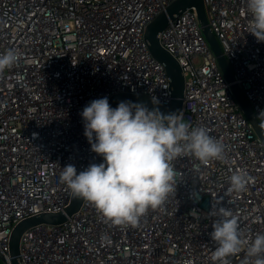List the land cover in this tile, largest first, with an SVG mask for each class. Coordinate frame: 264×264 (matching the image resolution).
<instances>
[{"label": "built area", "instance_id": "2783aa9c", "mask_svg": "<svg viewBox=\"0 0 264 264\" xmlns=\"http://www.w3.org/2000/svg\"><path fill=\"white\" fill-rule=\"evenodd\" d=\"M174 0H0V53L20 57L0 73V251L12 229L39 213L62 211L71 192L63 167L77 173L103 157L91 150L81 112L117 93L170 102L164 66L145 27ZM208 25L232 70L230 82L193 8L158 35L184 77L179 116L221 141L224 160H174L176 190L136 226H117L87 200L59 224H38L19 240L21 264H214L212 211L238 217L245 247L229 264H249L246 246L264 233V143L234 95L237 84L264 129V42L249 33L246 0H203ZM251 182L230 192L229 177ZM1 264V261H0Z\"/></svg>", "mask_w": 264, "mask_h": 264}, {"label": "clouds", "instance_id": "9594fccd", "mask_svg": "<svg viewBox=\"0 0 264 264\" xmlns=\"http://www.w3.org/2000/svg\"><path fill=\"white\" fill-rule=\"evenodd\" d=\"M251 15L248 28L257 42H264V0H246ZM18 49L0 53V73L19 60ZM152 104L159 105L152 96ZM264 114V113H261ZM84 135L91 150L103 162L90 164L77 173L74 165L63 167L61 180L74 197L90 202L105 219L117 226H136L149 209L160 208L176 190L173 161L194 156L207 164L224 160L221 141L203 127H191L177 113L164 114L159 107L149 109L144 103L121 101L110 106L108 98L91 101L81 112ZM230 192L246 190L251 177L244 171L230 177ZM211 238L216 247L214 264H229L228 258L239 253L245 242L239 220L224 207L212 211ZM249 264H264V233L257 234L246 246Z\"/></svg>", "mask_w": 264, "mask_h": 264}, {"label": "water", "instance_id": "95a60500", "mask_svg": "<svg viewBox=\"0 0 264 264\" xmlns=\"http://www.w3.org/2000/svg\"><path fill=\"white\" fill-rule=\"evenodd\" d=\"M188 8H193L195 10L203 34L206 37L212 51L214 52L226 79L230 82L233 80L232 70L222 52L219 42L208 25L203 0H174L168 4L163 11L157 14L144 30V38L149 51L151 52L152 56L164 66L166 70L171 93L170 102L166 105L159 103V105L154 106L152 104L151 98L147 95L121 92L112 95L108 99L111 107H117L121 101H132L134 103H144L150 110L153 109V107H159V110L164 114L177 113V115H179L181 113L182 97L184 91L183 72L177 60L160 45L158 35L161 30H163V28L169 23V20L175 19L183 10ZM231 87L246 117L254 127L256 134L264 143V129L259 121L255 118L243 92L237 84H232ZM83 200V198L74 197L71 194L68 205L62 211L39 213L25 218L15 224L10 235L7 255H4L0 251L1 264H21L18 257V252L19 240L22 233L38 224H59L64 222L68 216L72 215L79 209Z\"/></svg>", "mask_w": 264, "mask_h": 264}]
</instances>
